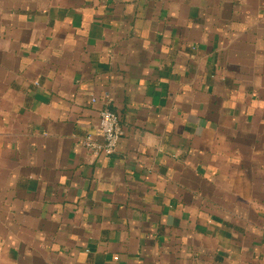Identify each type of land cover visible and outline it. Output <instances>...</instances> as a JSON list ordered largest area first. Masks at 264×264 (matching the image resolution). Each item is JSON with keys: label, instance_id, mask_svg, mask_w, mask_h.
Returning a JSON list of instances; mask_svg holds the SVG:
<instances>
[{"label": "crops", "instance_id": "obj_1", "mask_svg": "<svg viewBox=\"0 0 264 264\" xmlns=\"http://www.w3.org/2000/svg\"><path fill=\"white\" fill-rule=\"evenodd\" d=\"M0 264H264V0H0Z\"/></svg>", "mask_w": 264, "mask_h": 264}, {"label": "built area", "instance_id": "obj_2", "mask_svg": "<svg viewBox=\"0 0 264 264\" xmlns=\"http://www.w3.org/2000/svg\"><path fill=\"white\" fill-rule=\"evenodd\" d=\"M92 101H94L93 98ZM98 128L102 140L96 141L90 133H87L83 137V145L94 154L110 155L115 151L123 132L116 114L101 108L98 111Z\"/></svg>", "mask_w": 264, "mask_h": 264}]
</instances>
